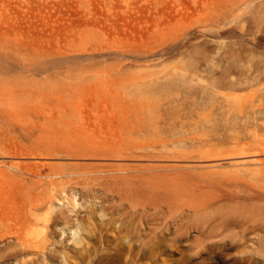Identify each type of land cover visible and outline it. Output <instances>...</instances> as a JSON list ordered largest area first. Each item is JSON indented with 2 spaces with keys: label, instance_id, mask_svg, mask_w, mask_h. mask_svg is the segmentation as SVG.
<instances>
[{
  "label": "rangeland",
  "instance_id": "obj_1",
  "mask_svg": "<svg viewBox=\"0 0 264 264\" xmlns=\"http://www.w3.org/2000/svg\"><path fill=\"white\" fill-rule=\"evenodd\" d=\"M0 44V264H264V0H0Z\"/></svg>",
  "mask_w": 264,
  "mask_h": 264
},
{
  "label": "bare ground",
  "instance_id": "obj_2",
  "mask_svg": "<svg viewBox=\"0 0 264 264\" xmlns=\"http://www.w3.org/2000/svg\"><path fill=\"white\" fill-rule=\"evenodd\" d=\"M5 45H7L6 43H4ZM4 44H0V54L1 55H3L5 58H9V57H11V54L9 53V48H8V46H5ZM73 56V55H72ZM35 58V57H34ZM34 62H36L37 63V65H38V69L39 70H42V71H45V72H48V71H50V70H53V68H57L60 64L58 63V64H56V63H54L52 60H47V59H43V60H37L36 61V59H35V61ZM72 75V74H71ZM1 82V81H0ZM4 82H9L8 80L7 81H4ZM10 83V82H9ZM18 85V84H17ZM16 85V86H17ZM5 88V87H4ZM8 89H9V87H8ZM53 90V89H52ZM65 90H69L68 88H66ZM66 92V91H65ZM5 93V92H4ZM67 93H68V91H67ZM6 94V93H5ZM23 94V93H22ZM13 95L16 97V95L17 94H14L13 93ZM12 95V96H13ZM8 96V95H7ZM14 97V98H15ZM14 98H12V99H14ZM16 98H18V96L16 97ZM22 98H23V96H22ZM19 100V99H18ZM17 99H15L14 100V102L16 103V101H18ZM22 100V99H21ZM19 103V102H18ZM49 145V144H48ZM174 149V148H173ZM172 149V150H173ZM47 150H48V152H49V154H47V156H46V158L47 159H49V160H51V159H57V158H60L62 155L61 154H59V153H56V148H55V145L53 146V145H50V146H48L47 147ZM77 150V149H76ZM171 150V151H172ZM45 151V150H44ZM169 151V150H168ZM251 152H245V153H240V154H236V155H240V156H243V157H245L246 155H248V157L246 156L245 158H242L241 157V159H235V155H234V157L232 156L231 158H234V160L235 161H233V162H235V164L236 165H238V164H240V165H245V164H242V163H249V162H257V161H259V159H258V155L260 156V155H264V151H261V152H254V154L253 155H251L250 154ZM253 153V152H252ZM178 154H179V152H178ZM188 155H190V154H188ZM249 155H251V156H249ZM42 156V155H41ZM64 156V155H63ZM194 156V155H193ZM240 156H238V157H236V158H239ZM68 156H66V158H67ZM112 157V156H111ZM117 157H119V156H117ZM45 158V159H46ZM65 158V159H66ZM120 158V157H119ZM121 158H122V155H121ZM143 157H141V159H142ZM166 158H168V161H171V159H172V161H175V160H173L174 158L172 157V158H170V160H169V157H166ZM176 158V157H175ZM183 157H180L179 159H182ZM188 158H190V157H188ZM264 158V157H263ZM82 159V158H81ZM143 159H145V158H143ZM177 159V158H176ZM179 159H177L178 161H179ZM183 159H185V158H183ZM191 159V158H190ZM194 159V157L192 158V160ZM201 159V158H200ZM207 159H209L208 157H207ZM210 159H212L211 157H210ZM230 159V158H229ZM117 160V159H116ZM131 160V159H130ZM138 160H140V159H138ZM157 160V159H156ZM159 160V159H158ZM161 161H165V159H160ZM189 160V159H188ZM213 160V159H212ZM141 161V160H140ZM167 161V160H166ZM167 161V162H168ZM182 161V160H181ZM181 161H179V163L181 162ZM194 161L196 162V160L194 159ZM199 161H201V160H199ZM122 162H127L128 163V161L126 160V159H124V160H122ZM130 162V161H129ZM137 162V161H136ZM152 162V161H151ZM187 162V161H186ZM133 164H134V162H132ZM170 163V162H169ZM185 163V162H184ZM218 163V162H217ZM262 163V162H261ZM160 164H162V163H160ZM168 164V163H167ZM177 164V163H176ZM176 164H172V165H174V166H176V167H174L176 170H183L185 167L184 166H179V164L178 165H176ZM187 163H185V165H186ZM198 164H200V167H202V168H209V167H212V166H215V164L212 162V161H210V162H206V161H204L203 162V160H202V163H197V165ZM230 164H232L231 162H230ZM251 164H254V163H251ZM250 164V165H251ZM256 164V163H255ZM264 164V163H263ZM182 165H184V164H182ZM188 166H189V164H187ZM191 165H193V164H191ZM162 166H163V169L165 170V166H164V164H162ZM179 168H178V167ZM199 166V165H198ZM198 166H196V168H198ZM120 168H121V165L119 166ZM191 167V166H190ZM199 167V168H200ZM216 167V166H215ZM214 167V168H215ZM220 167V166H219ZM157 168H160V170L158 171V172H160V171H162L161 170V166L160 167H157ZM174 168H172V170L174 169ZM187 168V167H186ZM193 169H195V167H192ZM191 168V169H192ZM202 168H200V169H202ZM168 169H170V167L168 168ZM168 169L167 170H165V171H168ZM173 170L174 172L176 171V170ZM189 169V168H188ZM190 169V170H191ZM199 169V170H200ZM256 169V168H255ZM156 170H158V169H156ZM251 170V169H250ZM115 171V170H114ZM129 171V170H128ZM138 171V170H137ZM165 171H163V172H165ZM170 171H171V169H170ZM184 171H186L185 169H184ZM196 171H198V169H196ZM118 172H121V173H123V171H117L116 172V174H114V173H112V172H110L109 174H113L114 176H116V177H118L119 176V178L117 179V180H119V179H121L120 181H123L124 183H125V181H127V180H129V178H130V180L133 178H135V180L137 179V182L136 183H138V184H135V181L133 180L132 181V184L130 183H128V182H126L125 183V185L127 186L128 185V191H130L131 193L130 194H133L134 192H136L137 193V195L138 196H140L139 194H138V192H144V196L142 195V196H140V197H142V199L143 198H148V199H150V201H151V203H153V204H159L160 202H162V203H164V205H166V206H168V208H175L176 206H178L179 205V203H181V200H183V198H185V199H187V198H190V199H192V197H195L196 195V193H198V192H196L195 194L194 193H192L191 191H192V189H193V187H194V185H193V187L191 188V185H187V187L188 186H190V187H188L189 188V191H188V189L186 188H183V185H182V183L184 182V183H186L187 181L185 180V181H181V185H182V187L180 186V182H178L179 180L178 179H176V180H178V181H176V180H172L171 181V178H169L168 179V181H165V180H162V179H155V178H153V177H151V176H155L156 174H151V176H150V174H149V176L147 177V176H145V177H143L144 175H146V174H138V175H140L139 177H140V179H139V177H124V175L122 176V174L121 173H119V174H121V175H117V173ZM134 172V171H133ZM155 172V171H154ZM169 172V171H168ZM108 173V172H107ZM107 173H104V175L105 174H107ZM126 173V172H125ZM132 173V172H131ZM187 173V172H186ZM103 174V173H102ZM111 174V175H112ZM158 174H162V173H158ZM192 175V174H191ZM161 177V176H160ZM115 178V177H114ZM181 178H184V177H181ZM186 178V177H185ZM127 179V180H126ZM139 179V180H138ZM173 179V178H172ZM187 179V178H186ZM115 180H116V178H115ZM170 180V181H169ZM139 181L141 182V184L139 185ZM129 182H131V181H129ZM188 182H190L189 181V179H188ZM179 183V184H178ZM187 184V183H186ZM191 184H192V182H191ZM143 186H145V188L143 189ZM204 186V185H203ZM142 188V189H141ZM148 188V189H147ZM190 188H191V191H190ZM144 190H146V191H144ZM197 191H199L198 189H196ZM195 190V188L193 189V191L195 192L196 191ZM211 191V190H210ZM189 192V193H188ZM191 192V193H190ZM201 192V191H200ZM206 192V191H205ZM234 192V191H233ZM125 194H127V193H125ZM194 194V195H193ZM206 195V194H205ZM127 196V195H126ZM207 196V195H206ZM195 198H198V197H195ZM144 200V199H143ZM145 200H147V199H145ZM149 201V200H148ZM132 204V203H131ZM191 204H192V207H194L195 209H198V208H200V207H202V204H200V203H198V201L196 202V199H195V201H193V199H192V201H191ZM186 206V205H185ZM183 207V206H182ZM178 210V209H177ZM195 213V212H194ZM198 216V215H197ZM206 218V217H205ZM246 229V228H245ZM260 229V228H259ZM264 229V228H263Z\"/></svg>",
  "mask_w": 264,
  "mask_h": 264
}]
</instances>
